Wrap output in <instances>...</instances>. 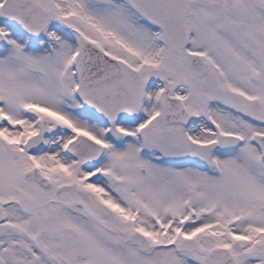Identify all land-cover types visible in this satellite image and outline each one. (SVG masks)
I'll return each instance as SVG.
<instances>
[{"label":"snow or ice","instance_id":"snow-or-ice-1","mask_svg":"<svg viewBox=\"0 0 264 264\" xmlns=\"http://www.w3.org/2000/svg\"><path fill=\"white\" fill-rule=\"evenodd\" d=\"M0 264H264V0H0Z\"/></svg>","mask_w":264,"mask_h":264}]
</instances>
